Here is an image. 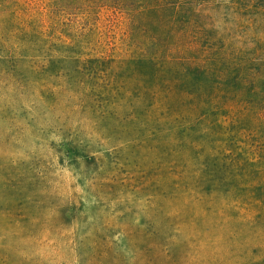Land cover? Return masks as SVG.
<instances>
[{
	"label": "rangeland",
	"instance_id": "obj_1",
	"mask_svg": "<svg viewBox=\"0 0 264 264\" xmlns=\"http://www.w3.org/2000/svg\"><path fill=\"white\" fill-rule=\"evenodd\" d=\"M1 43L0 264H264V0H0ZM185 183L227 215L178 256L119 200Z\"/></svg>",
	"mask_w": 264,
	"mask_h": 264
},
{
	"label": "crops",
	"instance_id": "obj_2",
	"mask_svg": "<svg viewBox=\"0 0 264 264\" xmlns=\"http://www.w3.org/2000/svg\"><path fill=\"white\" fill-rule=\"evenodd\" d=\"M8 39L4 36L2 42ZM24 55L22 50L13 52L6 44H0V60L12 62ZM14 67L9 64L1 69L11 74ZM227 188V185L204 183L154 185L126 194L119 201H123L126 218L146 224L150 240L163 241L162 248L182 256V252L177 254V249L205 248L212 246L211 242L223 240L222 217L227 213L222 204L227 203L228 197L220 196V192Z\"/></svg>",
	"mask_w": 264,
	"mask_h": 264
}]
</instances>
